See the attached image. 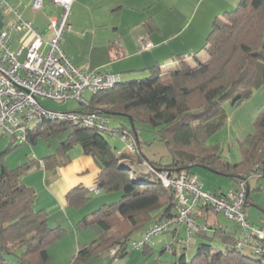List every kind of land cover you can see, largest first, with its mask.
<instances>
[{
  "label": "trees",
  "instance_id": "obj_1",
  "mask_svg": "<svg viewBox=\"0 0 264 264\" xmlns=\"http://www.w3.org/2000/svg\"><path fill=\"white\" fill-rule=\"evenodd\" d=\"M204 49L206 53L199 50L191 59L179 55L166 72L158 65L145 78L122 80L90 96V104L84 109L101 108L106 112L111 130L132 135L134 151H119L106 136L113 132L76 124L56 153L29 159L15 169L0 164V264H54L49 246L69 229L50 225L48 212L35 207L36 189L23 184L22 178L34 165L46 169L66 165L77 145L100 165L96 187L120 192L122 198L78 221L76 229L94 227L100 235L78 250L75 263L101 255L110 257L117 246L121 251L112 261L120 254L127 255L129 244L143 240L134 239L137 233L144 237L151 226L177 215L180 204L174 190L165 187L155 173L144 171L140 167L143 163L170 171L186 169L192 174L196 167L207 166L232 178L234 187L230 190L240 179L264 177V112L256 123V132L241 142L242 159L238 162L228 160L219 143L210 141L228 119L225 106L241 104L264 85V0H240L224 16H216ZM118 115L129 116L133 126L121 123L111 127L112 117ZM138 124L153 130L166 143L171 161L163 164L147 158L139 148L142 140ZM67 127L69 123L53 120L36 122L24 143L35 145ZM249 195L248 190L246 207ZM90 198L89 189L82 186L68 194V202L75 209L85 206ZM199 209L221 213L202 203L196 217ZM205 224L210 231L196 234L201 238L197 244L184 242L179 246L174 242L162 249L176 255L171 264H264V252L238 246L241 230L239 235L231 228ZM214 241L220 244L217 250ZM152 244L153 239L138 249L147 252Z\"/></svg>",
  "mask_w": 264,
  "mask_h": 264
},
{
  "label": "crops",
  "instance_id": "obj_2",
  "mask_svg": "<svg viewBox=\"0 0 264 264\" xmlns=\"http://www.w3.org/2000/svg\"><path fill=\"white\" fill-rule=\"evenodd\" d=\"M1 1L0 28H5L16 19V14L14 11H3ZM7 1L22 14L25 20L31 22L39 30L45 39L52 37L53 32L49 22L51 17L59 18L61 16L62 7L59 4L54 0H43V7L36 10L32 7L33 0ZM188 1L190 0H74L70 18L72 28L62 40L63 49L72 59L74 65L81 67L86 63L84 46L89 45L93 52L101 44H108L109 48L114 49H108L114 51L113 55L108 54L107 58L96 62L91 60L90 66L86 68L90 70L106 69L114 74H121L123 80L134 79L136 78L135 74L139 72L142 75L149 74L150 69L158 65H161L162 71L166 72L179 60V55L190 59L192 54L199 50L204 54L203 47L214 18L221 15L222 12L233 9L240 2L239 0H193L191 9H187ZM30 39V33L26 30L13 34V43L18 42L19 47ZM141 43L146 44L148 48L141 50ZM166 50L167 52L163 54ZM169 51L172 54L168 55ZM189 52H191V56L186 57V55L189 56L187 54ZM135 57L136 59H133ZM124 74H127L125 79L123 78ZM139 148L147 156L141 143H139ZM43 152L45 153L43 155H47L50 149ZM72 154V160L66 165H59L55 169H46L44 165H34L22 178L23 184L36 189L35 207L48 212L50 225L63 226L70 231L71 228L76 230L78 221L85 214L90 213L93 208L115 200L112 193L92 190L96 186L97 178L101 172L98 162L92 156L84 154L81 147L75 146ZM147 158L149 157L147 156ZM32 159H37V157L33 155ZM149 159L155 162L161 160L163 164L169 162L156 153L153 154V158ZM140 167L142 168V165ZM194 172L197 175L195 169ZM209 172L218 174L210 170ZM213 185L216 186L214 190L206 188L205 184L204 188L213 192L229 190L223 188L221 182ZM78 186L88 188L90 194H93L91 198H94L92 200L90 198L82 208L75 209L68 202V194ZM248 190L251 194L249 185ZM250 205L249 197L247 206ZM197 212H199L197 219L200 222L231 228L238 231L237 233L240 235V228L222 225L218 216L211 214L210 211L205 212V210L199 209ZM246 213L251 223L264 222L257 211L247 210ZM183 225L185 224L177 225L170 231L173 232L177 245H183L186 241L191 245V239L182 235ZM200 240L199 237L193 245ZM80 246L81 244H79ZM153 247L154 243L148 249Z\"/></svg>",
  "mask_w": 264,
  "mask_h": 264
},
{
  "label": "built area",
  "instance_id": "obj_3",
  "mask_svg": "<svg viewBox=\"0 0 264 264\" xmlns=\"http://www.w3.org/2000/svg\"><path fill=\"white\" fill-rule=\"evenodd\" d=\"M54 1L62 7V14L59 18H50L49 26L53 32L50 39H45L9 1H1L3 11H14L16 19L7 27L0 28V134L24 143L34 123L53 120L113 132L125 140L129 151H134L132 135L126 134L127 131L111 130V120L106 112L101 108L84 109L90 104V98L84 96L85 91L92 95L113 88L123 80L122 75L106 69L90 70L74 65L62 46L64 36L72 28L70 18L74 0ZM32 7L40 10L43 0H33ZM21 30L30 33L31 39L13 50V34ZM144 47L148 48L146 44ZM44 99L60 102L77 100L83 108L54 110L43 104ZM142 168L155 173L165 187L174 190L180 208L175 217L151 226L143 240L134 244L137 248L180 224L187 225L190 236L208 231V225L196 217L197 208L204 203L238 225L242 233L239 247H249L256 253L264 252V226L252 224L246 213L249 179H240L235 189L222 194L205 189L198 176L186 169L170 171L148 163H143ZM92 189L100 191L97 187Z\"/></svg>",
  "mask_w": 264,
  "mask_h": 264
},
{
  "label": "rangeland",
  "instance_id": "obj_4",
  "mask_svg": "<svg viewBox=\"0 0 264 264\" xmlns=\"http://www.w3.org/2000/svg\"><path fill=\"white\" fill-rule=\"evenodd\" d=\"M240 1V0H239ZM238 1V2H239ZM186 2V1H185ZM188 8L193 6V0L188 1ZM238 4V3H237ZM236 6V5H235ZM187 9H184L187 11ZM225 12H222L219 16H224ZM19 48V43L15 42L12 45L13 50H17ZM113 48H109L108 44H101V46L95 49L93 52L91 51V47L89 45L84 46V60L86 61L84 66L79 68H86L90 66L91 60L96 62L97 60L107 58V55H113L114 51ZM141 50L146 49L144 44L141 43ZM167 50L163 53L165 54ZM206 53L205 49L204 52ZM168 54V53H167ZM172 54L169 51L170 55ZM190 57L191 52L187 53ZM167 55V56H168ZM166 56V57H167ZM24 56L21 57L23 59ZM192 58V57H191ZM190 58V59H191ZM133 59H136L133 58ZM140 59V57H138ZM128 74V73H127ZM127 74H124L123 78L127 77ZM136 78H145L148 76L147 73L143 75L139 72L135 74ZM84 96L86 98H90L91 93L89 91L84 92ZM43 104L47 107L53 108L54 110H69L74 111L80 107L81 103L77 100H69L67 102H60L55 101L52 99H44L42 100ZM226 113L228 115V119L226 123L217 131V133L212 136L211 142L212 143H219V146L222 147L223 155L226 158L233 162H238L241 159V152L239 150V145L242 141H245L250 134H254L256 132V123L258 119L261 117L262 113L264 112V85L258 88L254 94L243 101L241 104L237 105H230L227 104L225 106ZM112 126L117 127L118 125L125 124L126 126H131L132 122L129 116L118 115L112 117ZM76 124L70 123L69 127H67L64 131L55 134L48 139L41 138L37 144L30 145L28 143H20L15 141L10 136H6L0 134V164L4 163L9 169H15L16 167L20 166L21 164L29 161L32 159V156L39 158L45 154L44 150H49L47 155L52 154V152H57L60 144L62 141L66 140L68 134L71 130L75 127ZM139 128V133L141 135V146L143 151L147 154L149 158H153V154L156 153L159 157H163L166 161H171V157L169 151L167 149V145L164 141L159 140L156 137V133L141 125H137ZM107 138L113 143V145H118L119 150L125 151L127 150V143L125 140L117 135V134H110L107 133ZM14 141V144L13 142ZM133 145L134 140L132 139ZM136 142V141H135ZM137 144V143H135ZM80 147V146H76ZM9 148V149H8ZM197 175L199 176L200 180L205 184L206 188H210L214 190L216 188L215 183L221 182L223 188L225 189H232L234 184L231 178L227 175L223 174H213L209 172L206 168L203 167H196L195 168ZM147 179V177H145ZM212 184V185H211ZM248 185L250 186L251 194H250V206L246 207L247 210H254L257 211L262 218L264 219V177H258L257 175L252 176L249 181ZM96 187V186H95ZM93 190V189H92ZM94 191V190H93ZM95 192V191H94ZM93 192V193H94ZM104 193H107L103 191ZM93 196V194L91 193ZM111 195L115 196V200L118 201L122 198V193L120 192H113ZM94 197L91 198V200ZM111 200V199H110ZM106 203H109L106 202ZM104 204V203H102ZM101 205H98L94 209L98 208ZM211 214L217 215L218 220L222 225L226 226H235L234 222L230 221L226 218L222 213H216L213 210H210ZM260 225L264 226L263 223H259ZM99 232L94 227L88 228H81V229H74L71 228V231L63 236L61 239L53 242L49 246V251L53 260L54 264H171L176 258V255L171 251H162V249L173 242H175L176 238L173 237V232H167L162 235H157L153 238L154 247L148 249L147 252H144L143 249H138L134 246V242L129 244L128 247V254L122 255L120 254L116 259L112 258L115 256L113 254L114 251L119 252L121 251L120 246L113 248L110 251L109 256H98L92 259H89L85 262H74V257L77 254L79 248L87 245L89 242L99 238ZM182 235L183 237H187V239H191V245L198 240V236L196 234L190 236L188 232L187 225H183L182 227ZM144 237L141 234H136L134 239L142 240ZM79 244L81 246L79 247ZM220 244L218 241L213 242V247L217 250ZM181 246V245H179ZM180 251V247L178 249ZM192 250V249H191ZM191 252V251H190ZM189 252L188 256L191 255Z\"/></svg>",
  "mask_w": 264,
  "mask_h": 264
},
{
  "label": "water",
  "instance_id": "obj_5",
  "mask_svg": "<svg viewBox=\"0 0 264 264\" xmlns=\"http://www.w3.org/2000/svg\"><path fill=\"white\" fill-rule=\"evenodd\" d=\"M132 126H133V122H132ZM203 168H206V169H208V170H210V171H212V172H215V173H218V174H221L219 171H216V170H214V169H212V168H210V167H207V166H202Z\"/></svg>",
  "mask_w": 264,
  "mask_h": 264
}]
</instances>
